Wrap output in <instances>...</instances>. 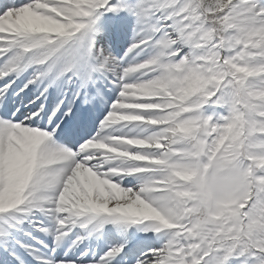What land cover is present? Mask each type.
Returning <instances> with one entry per match:
<instances>
[{
  "label": "snow or ice",
  "instance_id": "6c2138e0",
  "mask_svg": "<svg viewBox=\"0 0 264 264\" xmlns=\"http://www.w3.org/2000/svg\"><path fill=\"white\" fill-rule=\"evenodd\" d=\"M0 264H264V0H0Z\"/></svg>",
  "mask_w": 264,
  "mask_h": 264
},
{
  "label": "bare ground",
  "instance_id": "6f19581e",
  "mask_svg": "<svg viewBox=\"0 0 264 264\" xmlns=\"http://www.w3.org/2000/svg\"><path fill=\"white\" fill-rule=\"evenodd\" d=\"M109 14V13H108ZM116 22H119V19L116 20ZM98 27H100L101 29H108L109 27L111 28L112 27V24H107L106 22L105 23H102V24H99ZM106 36H99L98 39L101 43H105L104 40L106 38H104Z\"/></svg>",
  "mask_w": 264,
  "mask_h": 264
}]
</instances>
